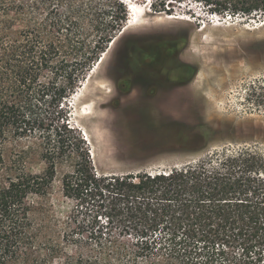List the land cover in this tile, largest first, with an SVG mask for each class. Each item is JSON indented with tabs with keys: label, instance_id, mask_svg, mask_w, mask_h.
<instances>
[{
	"label": "trees",
	"instance_id": "trees-1",
	"mask_svg": "<svg viewBox=\"0 0 264 264\" xmlns=\"http://www.w3.org/2000/svg\"><path fill=\"white\" fill-rule=\"evenodd\" d=\"M131 1L165 14L194 3L221 20L264 24V0ZM127 5L0 0V264H264L260 152L220 148L166 170L105 174L67 125L69 99L124 28ZM251 85L264 105V86ZM8 135L34 139L45 168L27 172L26 151L7 163ZM63 163L61 190L74 205L62 220L33 197Z\"/></svg>",
	"mask_w": 264,
	"mask_h": 264
},
{
	"label": "rangeland",
	"instance_id": "rangeland-1",
	"mask_svg": "<svg viewBox=\"0 0 264 264\" xmlns=\"http://www.w3.org/2000/svg\"><path fill=\"white\" fill-rule=\"evenodd\" d=\"M133 2L137 21L129 25L132 9L123 31L78 82L73 95L81 96L69 99L67 125L82 135L96 170H166L220 148L249 146L264 155V105L255 102L251 85L264 86V24L221 20L194 3L165 14ZM94 100L96 108L88 103ZM22 151L27 172L45 168L34 139L8 135L6 162ZM69 169L59 165L47 192L33 197L62 220L74 205L61 190Z\"/></svg>",
	"mask_w": 264,
	"mask_h": 264
},
{
	"label": "bare ground",
	"instance_id": "bare-ground-1",
	"mask_svg": "<svg viewBox=\"0 0 264 264\" xmlns=\"http://www.w3.org/2000/svg\"><path fill=\"white\" fill-rule=\"evenodd\" d=\"M125 3L128 4L127 7H128V10H129V13H131L132 9H135V15L133 13H131V15H133L134 17L129 21V25H131L132 23H134V21H137V18L139 17V4L131 1V0H125ZM142 6V5H141ZM134 12V11H132ZM141 14V12H140ZM142 15V14H141ZM136 18V19H135ZM127 25V26H129ZM81 92L78 91L74 96V99H77L81 96ZM74 102V101H73ZM90 140V139H89Z\"/></svg>",
	"mask_w": 264,
	"mask_h": 264
},
{
	"label": "flooded vegetation",
	"instance_id": "flooded-vegetation-1",
	"mask_svg": "<svg viewBox=\"0 0 264 264\" xmlns=\"http://www.w3.org/2000/svg\"><path fill=\"white\" fill-rule=\"evenodd\" d=\"M123 31V30H122ZM101 60H102V58H101ZM100 62V61H99ZM102 89V88H101ZM104 94H102V96L105 98V96L107 95L105 92H103ZM98 101L99 100H94V101H89L88 103H89V105H92L93 106V108H96L97 107V105H98ZM93 116H95V118L96 119H98V118H100L101 116L98 114V113H94V115Z\"/></svg>",
	"mask_w": 264,
	"mask_h": 264
}]
</instances>
